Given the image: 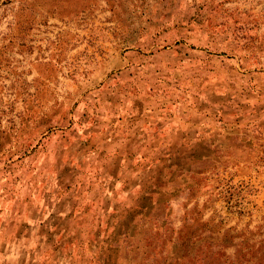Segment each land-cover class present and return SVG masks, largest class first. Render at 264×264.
<instances>
[{"label": "rangeland", "instance_id": "1", "mask_svg": "<svg viewBox=\"0 0 264 264\" xmlns=\"http://www.w3.org/2000/svg\"><path fill=\"white\" fill-rule=\"evenodd\" d=\"M0 264H264V0H0Z\"/></svg>", "mask_w": 264, "mask_h": 264}]
</instances>
